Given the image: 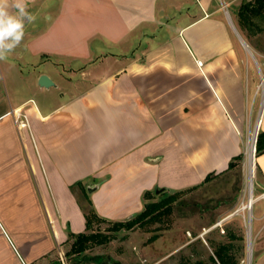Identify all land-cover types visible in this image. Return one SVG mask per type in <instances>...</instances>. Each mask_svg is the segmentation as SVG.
<instances>
[{"label": "crops", "instance_id": "0c3cea01", "mask_svg": "<svg viewBox=\"0 0 264 264\" xmlns=\"http://www.w3.org/2000/svg\"><path fill=\"white\" fill-rule=\"evenodd\" d=\"M247 1L29 0L35 20L0 61V264L61 253L87 232L88 203L127 219L146 192L240 172L242 160L230 163L243 155L249 112L264 131V10L241 16ZM43 74L55 84L41 86ZM255 164L254 209L264 152ZM253 218L264 240L263 205ZM253 264H264V243Z\"/></svg>", "mask_w": 264, "mask_h": 264}, {"label": "rangeland", "instance_id": "374dc122", "mask_svg": "<svg viewBox=\"0 0 264 264\" xmlns=\"http://www.w3.org/2000/svg\"><path fill=\"white\" fill-rule=\"evenodd\" d=\"M230 10L232 11V8ZM260 73L259 88L262 91L264 73L261 70ZM259 99L263 102L262 94ZM249 114L250 112L247 117L248 127ZM258 114L259 112L253 114V126ZM256 131L254 129L252 137L249 135L248 138L247 132H244V151L240 172H234L225 181H217L216 185L210 183L185 191L154 193L152 200L169 201L170 197L171 205L169 211L163 210L159 213L157 221H147L133 229H122L116 232L109 230L110 223L95 224V230L110 236L107 240L91 244L89 248L80 253H72L71 247L74 239H71L62 247L61 253H55L42 264H214L213 257L217 258L215 252L220 245L230 242L233 244L232 253L236 255L240 264H250L248 253L250 208L247 207L250 181L248 165L250 143L248 141L251 139L254 141ZM256 156L257 144L254 141L252 160L254 199V194L258 195L260 192L255 184ZM254 204L251 209L252 219H254L253 211L256 213L259 206L264 207V199L256 205L255 209ZM231 214L234 215L222 226L213 229L205 238H198L204 232V226H208L213 220ZM254 228L256 230V219H254ZM229 231L234 232L237 238L231 240L228 236ZM252 235L251 264H253L258 249L264 243V240L258 238L253 230ZM194 238H196L195 241H193Z\"/></svg>", "mask_w": 264, "mask_h": 264}, {"label": "trees", "instance_id": "16d2710c", "mask_svg": "<svg viewBox=\"0 0 264 264\" xmlns=\"http://www.w3.org/2000/svg\"><path fill=\"white\" fill-rule=\"evenodd\" d=\"M262 10H264V0H250L242 5L240 9V14L241 16L258 14ZM263 152L264 131H260L257 138V155ZM242 159L243 155L241 154L239 157H237L230 163V167H235L238 163V160ZM209 179L210 176H208L206 180ZM145 196L147 199H149V201L142 212L135 214L127 219L117 221L109 220L100 216L97 211L91 206V203L84 205L85 215L87 218V232L71 234V238L74 239L71 247V252L80 253L83 250L89 248L91 244L102 243L104 242V240H107V238L110 237L101 231L95 230V224L100 225L103 222L110 223L109 230L112 232L120 231L122 229H133L138 225L144 224L147 221H157V216L159 215V213H161L163 210L166 212L170 210V197L169 201H154L152 200L154 196L151 192H146ZM228 236L231 240L237 238V235L232 231H229ZM232 246L233 244L231 242L220 245L219 249L215 252V256L217 258L215 259V257H213L214 264H240L236 255L232 253Z\"/></svg>", "mask_w": 264, "mask_h": 264}, {"label": "clouds", "instance_id": "9594fccd", "mask_svg": "<svg viewBox=\"0 0 264 264\" xmlns=\"http://www.w3.org/2000/svg\"><path fill=\"white\" fill-rule=\"evenodd\" d=\"M28 7L29 0H0V61L20 46L26 24L34 22Z\"/></svg>", "mask_w": 264, "mask_h": 264}, {"label": "bare ground", "instance_id": "6f19581e", "mask_svg": "<svg viewBox=\"0 0 264 264\" xmlns=\"http://www.w3.org/2000/svg\"><path fill=\"white\" fill-rule=\"evenodd\" d=\"M255 135H256V132L254 134V141H255ZM252 137V135H251ZM250 137V139H251ZM249 139V140H250ZM254 141L251 139V141H248L250 144H249V152H248V156H249V173H250V181H249V201H248V206L250 208V224H249V236H248V242H249V263L251 264V258H252V243H253V235H252V228H251V222H252V212H251V209H252V205L253 203L255 202V199L253 197V194H252V160H253V146H254Z\"/></svg>", "mask_w": 264, "mask_h": 264}, {"label": "built area", "instance_id": "2783aa9c", "mask_svg": "<svg viewBox=\"0 0 264 264\" xmlns=\"http://www.w3.org/2000/svg\"><path fill=\"white\" fill-rule=\"evenodd\" d=\"M262 85H263L262 90H263V96H264V83ZM14 113L16 116V120L19 123V126L20 127H26L28 125V117H27L26 113H24L21 109L15 110ZM258 118H259V114L256 118L255 125L253 126V123H252L254 121L253 112H250L249 118H248V120H249V131L247 133V138L249 137V135L253 134L254 129L256 131ZM259 132H260V127L256 131L255 144H257V138H258ZM255 150H256V148H255ZM260 196L264 199V192H262V194Z\"/></svg>", "mask_w": 264, "mask_h": 264}, {"label": "water", "instance_id": "95a60500", "mask_svg": "<svg viewBox=\"0 0 264 264\" xmlns=\"http://www.w3.org/2000/svg\"><path fill=\"white\" fill-rule=\"evenodd\" d=\"M39 84L43 87H50L52 85H54V81L47 75V74H43L40 76L39 79ZM93 189H89V191H92ZM160 191H158L159 193ZM249 236V234H248ZM248 253H249V242H248Z\"/></svg>", "mask_w": 264, "mask_h": 264}]
</instances>
